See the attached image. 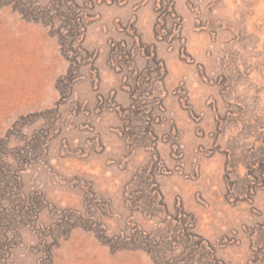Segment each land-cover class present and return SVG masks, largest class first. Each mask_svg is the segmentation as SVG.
<instances>
[{
    "label": "rangeland",
    "instance_id": "obj_1",
    "mask_svg": "<svg viewBox=\"0 0 264 264\" xmlns=\"http://www.w3.org/2000/svg\"><path fill=\"white\" fill-rule=\"evenodd\" d=\"M0 264H264V0H0Z\"/></svg>",
    "mask_w": 264,
    "mask_h": 264
}]
</instances>
